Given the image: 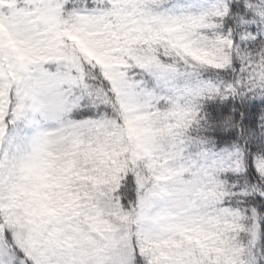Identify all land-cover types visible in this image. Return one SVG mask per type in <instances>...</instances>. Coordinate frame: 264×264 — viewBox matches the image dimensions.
<instances>
[{"label":"snow or ice","instance_id":"snow-or-ice-1","mask_svg":"<svg viewBox=\"0 0 264 264\" xmlns=\"http://www.w3.org/2000/svg\"><path fill=\"white\" fill-rule=\"evenodd\" d=\"M0 264H264V0H0Z\"/></svg>","mask_w":264,"mask_h":264}]
</instances>
